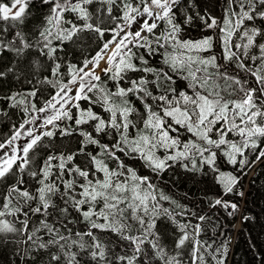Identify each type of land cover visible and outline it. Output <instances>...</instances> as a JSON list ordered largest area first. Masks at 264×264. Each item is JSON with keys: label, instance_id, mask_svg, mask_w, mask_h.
<instances>
[{"label": "snow or ice", "instance_id": "6c2138e0", "mask_svg": "<svg viewBox=\"0 0 264 264\" xmlns=\"http://www.w3.org/2000/svg\"><path fill=\"white\" fill-rule=\"evenodd\" d=\"M0 121L4 264H225L201 234L264 165V0H0Z\"/></svg>", "mask_w": 264, "mask_h": 264}, {"label": "trees", "instance_id": "16d2710c", "mask_svg": "<svg viewBox=\"0 0 264 264\" xmlns=\"http://www.w3.org/2000/svg\"><path fill=\"white\" fill-rule=\"evenodd\" d=\"M201 2L214 14L219 15L222 0H201ZM191 34L195 35L194 32ZM18 115L17 113L12 119H17ZM5 123L0 121V135L8 132ZM136 166L139 168V164ZM161 186L165 192L182 199L183 202L190 200V206L194 204L198 209L201 207L207 209V205H202L200 200L202 182L193 181L182 169L174 168L170 174L165 173ZM242 187L245 196L243 199H237L241 207L235 217H228L217 209L206 210L207 219L204 222L201 239L211 244L214 251L224 243L225 238H228L225 264H264V260L261 259V256H264V165L254 166V170L242 178ZM242 214L250 215L251 218L244 221L241 218ZM11 258V249L0 247V264ZM212 264L215 262L213 261Z\"/></svg>", "mask_w": 264, "mask_h": 264}, {"label": "rangeland", "instance_id": "374dc122", "mask_svg": "<svg viewBox=\"0 0 264 264\" xmlns=\"http://www.w3.org/2000/svg\"><path fill=\"white\" fill-rule=\"evenodd\" d=\"M238 225H236V227H237Z\"/></svg>", "mask_w": 264, "mask_h": 264}]
</instances>
